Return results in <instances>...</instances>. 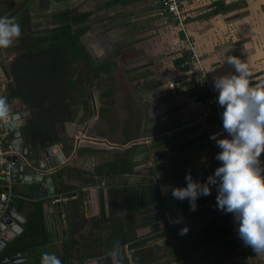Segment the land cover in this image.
I'll return each mask as SVG.
<instances>
[{
    "label": "crops",
    "instance_id": "obj_1",
    "mask_svg": "<svg viewBox=\"0 0 264 264\" xmlns=\"http://www.w3.org/2000/svg\"><path fill=\"white\" fill-rule=\"evenodd\" d=\"M39 1L30 0L23 5L30 8L28 12L32 11L34 14L41 16L44 22H39L41 25L39 23L35 24L41 29L51 25L48 23L49 16L63 8L66 2L72 4L71 7H74L77 13L86 14L85 22L90 28L106 27L108 24L117 25L120 34L125 37L126 41L121 37L122 42L118 43L121 44L122 49L118 44L119 48L117 47L115 52L118 53V58L128 65L126 74H132L129 75L132 76L128 78L129 83L139 79H147L146 76L148 75L149 79L152 80L141 84L139 92L153 90L154 94L158 93L159 103H156L155 107L161 105L163 109L159 112V108L154 111L151 107L150 112L153 111L152 113L156 117L158 115L159 118L162 117V121L159 120L160 124H165L164 121L171 124L170 126H162L163 128L157 131L159 133L151 137V141L178 131H184L185 136L191 139L207 135L211 130L219 127V123L207 111L205 100L199 101L190 94L193 84L189 81V77L197 69H195V65L183 68L177 64V59L181 55H188L184 35L173 22L160 14V0H55L49 8L45 9V11L51 12L47 16L44 14L45 11H40ZM180 1L181 8L186 16V32L194 44L198 61L207 76L212 80L213 76L234 72V68L225 61L228 56L232 55L247 64L250 71L249 82L251 86H264V0H243L245 7L242 9L247 10V13L237 17H233L237 11L219 15H213L211 11L214 8L213 3L217 1H223L227 4L239 0ZM20 11V13L17 12L18 14L14 15L15 20H18V15L19 17L22 16V8H20ZM30 19L31 17L28 14V20ZM29 23L34 25L32 21ZM129 23H132V26H130L131 29L129 27L127 30L126 27ZM98 44L103 46L102 41H99ZM11 45H15V43L13 42ZM98 48L100 47L93 48V52L98 53ZM1 51L4 57V54L7 53L4 52V48H0ZM86 53L91 59L90 54H88L90 51ZM66 54H69V51L64 53L65 56ZM58 57L59 54L56 55V59ZM12 58L13 55H10L8 61L5 62L3 61L4 58L0 56V97H5L7 102L11 100L10 109L15 108L16 105V108L22 111L21 107L26 108L25 105L27 104L19 98L8 100L9 93L6 90L7 84H13L12 75L14 73L19 76L22 74L19 71L20 69L12 64ZM105 64L109 65L108 63ZM65 70L64 73L68 74L67 66ZM106 72H109L108 68ZM138 82L140 83V81ZM170 82L175 84L174 91L166 89L167 84ZM65 88L66 85L62 89ZM47 89L45 88L41 95H39V92L35 100L30 98L31 103L36 108H44L50 104L48 103L50 100L49 93L52 90L51 102L58 103V107L54 109H59L61 104L72 103L73 100L68 98L63 102L60 96L57 95L56 87L51 88V91ZM165 91H167L166 94H164ZM27 92L31 94L30 90ZM153 101L156 102L157 100ZM78 109H80L79 115L82 116V108ZM22 112L24 113V111ZM75 114L73 120L76 118ZM25 115L26 113H24ZM52 115L51 121L59 124V128H63L65 125L66 135H70L67 126L72 127L74 126L73 123L62 122L60 120L61 114L54 113ZM88 126H91V124ZM89 128L82 127L78 129V133L69 141L63 139V133L58 132L60 135H58L57 142L48 144L49 141H45L42 143L41 148L57 144L63 156L61 164L50 169L52 173L49 177L54 189L53 195L40 193L45 176H43L40 183L28 184L22 182L11 185V191L23 197V199L14 200L11 207L23 219H21L24 224L23 232L27 240L21 243V250L26 251V258L30 259L28 264H40L41 253L45 251L53 252L60 259H63L64 247L68 245L70 237L74 241H80V239L86 241L88 238L91 239L93 234L99 233V229L95 224L100 215V208L102 207L100 204L102 203L104 206L107 217L110 202L107 188L104 186L107 179H103L99 183L94 182L97 179V174L94 171L97 166L104 167L108 165L117 150L123 151L136 145L140 149L143 148L144 151L134 157V160L138 162V165L134 167V171L143 170L151 166L145 156L148 153L150 154V151L157 150L155 152L159 153L162 150V148L151 149L148 147L149 145L142 146L144 144L141 143L127 145L131 142V139H127L119 146L110 145L112 147H109L110 141L108 139L93 138L88 135ZM212 144H206L205 140L202 143H196L192 149L185 153V156L198 170L216 165L218 160L212 157L214 144L216 143ZM29 145H34V142L29 143ZM204 157L205 159L202 161ZM41 159L45 164L46 161L42 155L39 160ZM261 160L264 162V152L261 153ZM148 163L149 165H147ZM33 167L35 169L37 166L33 165ZM131 184H134V182H129L126 186ZM134 185L136 187V182ZM114 186L124 187L122 185ZM35 193H37L36 197H34ZM117 202L114 201V203ZM211 202L202 207L208 210ZM77 247L74 242V250ZM80 255L83 256L82 251ZM27 259L26 261H28ZM70 261L75 264L78 260L74 255Z\"/></svg>",
    "mask_w": 264,
    "mask_h": 264
},
{
    "label": "trees",
    "instance_id": "obj_2",
    "mask_svg": "<svg viewBox=\"0 0 264 264\" xmlns=\"http://www.w3.org/2000/svg\"><path fill=\"white\" fill-rule=\"evenodd\" d=\"M54 2L55 0H40L39 4L47 9ZM9 4H13V0H9ZM71 5L66 2L63 8L52 13L48 18V23L51 25L43 29L35 24L31 25L28 20L29 8H22L23 15L15 20L21 26V36L17 39L16 46L21 51V55L13 62L22 74L19 76L14 73L12 75L13 84H7L8 99L19 98L23 103L32 107L34 104L31 103L27 91L33 90L36 86L35 93L40 92L39 95H41L50 84L56 85L54 87L58 91L57 95L64 102L67 98L71 100V93L79 90L77 84L83 83L85 87L78 93L80 100L71 104H61L59 107L61 110L56 111L61 114L62 122H72L74 114L80 107L83 112H87L89 105L87 91L92 87V81L100 74L106 73L108 68L105 63L94 62L85 52L80 38L89 30L85 22L86 14L77 13ZM213 5L214 8L211 11L213 15L237 11L233 16L237 17L247 13V10L242 9L245 7L243 0L227 4L217 1ZM16 13H10L9 17H13ZM68 51L74 62H81L80 72L75 76L73 73L67 75L64 73L66 66L63 55ZM57 54L59 57L56 59ZM186 59H189V54L181 55L177 59V64L180 65ZM64 85L66 88L62 89ZM190 94L199 101H204L207 97V93L198 85H193ZM54 113L55 110L50 113L48 111L46 117L31 115L25 127H28L27 130L34 135H41L48 115ZM204 140L206 144L213 145L207 141V135L189 139L184 131H178L151 141L149 148H162V150L159 153L155 152L153 165L146 169L134 171V167L138 165L134 157L144 151L136 145L123 151L117 150L108 165L97 166L94 169L97 174V179L94 180L96 183L102 182L103 179L128 175L141 177L142 181H145L136 187L135 182L123 188L112 184L106 185L110 202L109 213L106 217L104 206L101 203L100 215L95 224L99 233L93 234L91 239L88 238L86 241L84 239L74 241L70 237L68 245L64 247L62 264H74L70 261L74 255L78 260L75 264H83L85 261H95L96 264H192L203 260L214 249L223 248L224 251L237 249L241 245V240L237 233H233L234 224L231 227V222L222 227L215 223H208L190 229L183 235L179 234L181 227L199 217V214H195L196 209L215 201L214 186H212L214 192L197 198L195 211L189 210L187 199L183 201L175 199L176 208L181 213L182 223L168 224L164 215V197L159 188L161 184L172 187L186 186L184 177L189 172L194 180L204 181L219 165L218 161L216 165L198 170L185 156L193 145L202 143ZM57 141L58 137L54 135L48 144ZM214 147L212 157L215 158L219 148L216 144ZM114 201L118 202L114 203ZM145 227L150 228L147 234L139 237L134 234L136 229ZM74 242L78 246L75 250ZM157 242L172 246L168 252L155 255L151 248L161 249ZM81 251L83 256L80 255ZM164 258L166 260H163Z\"/></svg>",
    "mask_w": 264,
    "mask_h": 264
},
{
    "label": "clouds",
    "instance_id": "obj_3",
    "mask_svg": "<svg viewBox=\"0 0 264 264\" xmlns=\"http://www.w3.org/2000/svg\"><path fill=\"white\" fill-rule=\"evenodd\" d=\"M20 36L21 26L15 18L0 16V48L9 47ZM225 61L234 72L213 76L212 85L222 109V131L227 135L209 136L219 148L215 159L220 163L203 182L186 173V186L172 187L168 196L187 199L189 210L195 211L198 196L211 194L210 186H214L216 208L232 214L238 238L253 252L264 253V86L250 85L249 68L238 57L231 55ZM7 107L6 98L0 97V116ZM171 222L179 223V219ZM187 231L185 225L179 234ZM40 264H62V260L45 251Z\"/></svg>",
    "mask_w": 264,
    "mask_h": 264
},
{
    "label": "rangeland",
    "instance_id": "obj_4",
    "mask_svg": "<svg viewBox=\"0 0 264 264\" xmlns=\"http://www.w3.org/2000/svg\"><path fill=\"white\" fill-rule=\"evenodd\" d=\"M22 1L24 2V0H17V4ZM8 5L10 4L7 1L0 0V12H8ZM11 6V10H17L20 8L18 7L19 5L14 6V4H11ZM28 10H30V8ZM46 12L48 11H45L44 13L46 16L51 13ZM29 16L31 17L29 22L32 21L33 24L44 22L41 16L34 14V12L32 11L29 12ZM127 25L128 27H126V29L128 30L129 27L132 26V23H129ZM121 37L122 35L120 34L117 25L108 24V26L106 27H89L88 33L80 38V43L84 47L85 52L90 51V53L88 54H90L91 59L94 62L108 63L109 72L100 74L96 79L92 81V87L89 91H87L86 94V96L88 97L87 99L89 100L87 112H82L81 116L79 115L80 109L79 111H77V113L75 114V120L71 122L75 127L67 126L69 127L68 131L70 132V135H66L65 125L63 126V128L60 127L59 131H57L59 133H63V139L65 138L66 141L71 140L74 135L78 133V129L82 127H90L88 135H91V137L93 138L108 139V141H110V144H107L109 147H112L110 145L119 146L121 143L126 142L127 139H131V144L128 143L127 145L141 143L144 144L142 146H148L151 143V137L158 133L157 131L162 129V126L171 125L169 124V122L165 121V124H160L159 120H161L162 117L159 118V115L156 117L152 113L153 111L150 112L151 107H153L154 111H156L157 108H159V112L162 111L163 108L161 107V105H159V107H155L156 103H159V99H157L159 98V94H154L153 90L148 92H139L140 85L145 82L147 83L152 79H149V76L147 75V79L138 80L140 81V83L138 81H131V83H129L130 81L128 80V78L132 77L129 76L132 74H126L128 65H126V62L120 60L117 55L118 53L115 52L119 44L118 42H122L121 39L126 41L125 37ZM99 41H102L103 46H101V44H98ZM119 46L120 49H122L121 44H119ZM96 47H100L97 50L98 53L93 52V48L95 49ZM4 52L7 53L5 50ZM10 55L4 54L3 57L2 51L0 52V56L4 58L3 61L5 62L8 61ZM63 60L65 62V66H67L68 74L73 73L75 76L78 72H80L81 62H74L70 54H66V56L63 55ZM77 85L79 90L78 92H75L74 90V92L71 93V99L73 100L71 102L80 100V95L78 93L85 87L81 82ZM51 87L52 89L55 88L52 84H50L47 88L51 89ZM52 92H50L49 94L51 95ZM166 93L167 91L164 92V94ZM83 97H85V95ZM31 99L34 100V97L32 96ZM153 100L157 101L155 102ZM21 110L26 113V118H29V116H31L30 114H28V108L21 107ZM89 124H91V126H88ZM59 133L58 135H60ZM155 151L157 150L150 151V154L148 153L145 156L147 158L145 159L149 160L148 162L151 163V166L153 165L154 158L156 157L154 153ZM204 159L205 157L202 159V161H204ZM147 165H149V163ZM142 180L143 178L137 176H122L120 178L108 179L107 182L104 183V186L114 184L122 185L125 187L127 183L132 181L136 182V185L138 184L139 186L141 182L145 181ZM210 187L212 189L211 192H214L213 187ZM159 188L163 197L171 195V185L167 187L161 184ZM213 202L214 201L209 204V211L205 207L196 209L195 214H199V217L185 224L188 230L195 229L208 223H216L219 227H222L231 222L230 226H233L234 221L232 214L218 210L216 208V201L215 203ZM164 210V215L168 224L174 225L182 223L181 213L177 208H175V211L172 213L167 212L165 208ZM177 219H179V223L171 222ZM149 230L150 228L148 227L139 228L135 230L134 234L139 237L147 234ZM157 244L161 249H155L153 247L151 248L155 255H162L163 253L168 252V250L172 246L171 244L165 245L160 242H157ZM163 260H166V258H164ZM87 264H96V262L90 261ZM192 264H264V253L253 252L249 246H245L241 241V245L235 250L224 251L223 248L214 249L212 252L208 253L203 258V260L195 261Z\"/></svg>",
    "mask_w": 264,
    "mask_h": 264
},
{
    "label": "built area",
    "instance_id": "obj_5",
    "mask_svg": "<svg viewBox=\"0 0 264 264\" xmlns=\"http://www.w3.org/2000/svg\"><path fill=\"white\" fill-rule=\"evenodd\" d=\"M161 9L160 14L167 20L173 22L180 32L184 35V42L186 49L189 52V59L182 61L181 67H192L195 65L194 73H189V81L193 85H198L205 93L207 97L205 99V105L207 111L215 118L219 123V127L211 130L207 134V141L215 143L214 140L209 139L210 134L218 133L220 135H227L222 131V122L220 119L221 107L216 103L217 92L213 90L212 80L207 76L202 65L198 61L197 52L194 44L185 29L186 16L181 8L180 0H160ZM175 84L170 82L167 84L166 89L174 90ZM16 156V161L11 157ZM19 161H23L28 164L25 159L22 158L20 151L14 152L13 147L10 145L9 134L6 129H0V221L4 216H8L7 212L12 208V204L16 199H23V197L11 191L13 169L17 166ZM233 233H236V226L233 227Z\"/></svg>",
    "mask_w": 264,
    "mask_h": 264
},
{
    "label": "water",
    "instance_id": "obj_6",
    "mask_svg": "<svg viewBox=\"0 0 264 264\" xmlns=\"http://www.w3.org/2000/svg\"><path fill=\"white\" fill-rule=\"evenodd\" d=\"M25 127V121L20 114H8L0 116V129L4 128L9 134L10 145L13 147L14 152H19L26 163L19 161L17 166L13 169L12 182L13 183H40L43 176H45L44 183L41 184L42 191L41 194L46 193L54 194L53 186L51 185V180L49 175L52 173L50 169L61 164L63 161V156L60 153V148L57 144H53L50 147L39 148L34 147V145H29L24 142V136L22 133V128ZM46 161L43 164V160H39L40 156ZM12 160L16 161V156L11 157ZM33 165L37 166L33 169ZM47 176V177H46ZM45 189V190H44ZM47 189V192H46ZM37 193L34 194V197ZM165 209L167 212L172 213L175 211L176 203L175 198L172 196L165 197L163 200ZM8 216L2 218L3 224L0 225V232L5 230V227L11 223V220L16 222L10 230L5 232L4 238L9 242L12 237L17 236L21 232V226L23 224V219L14 211L9 210L7 212ZM5 225V226H4Z\"/></svg>",
    "mask_w": 264,
    "mask_h": 264
},
{
    "label": "flooded vegetation",
    "instance_id": "obj_7",
    "mask_svg": "<svg viewBox=\"0 0 264 264\" xmlns=\"http://www.w3.org/2000/svg\"><path fill=\"white\" fill-rule=\"evenodd\" d=\"M4 1H7L9 3V0H4ZM27 1H30V0H24V2L22 1L19 4H17V0H13V4H14V6L19 5L18 7L23 8L25 6L23 4H25ZM11 8H12L11 4L8 5V13L6 14V12H2V13H0L1 16L9 17V14L12 13V11L13 12L17 11L19 13L21 12L20 8L17 10H11ZM39 9H40V11H45L46 7L40 6ZM17 14L18 13H16L15 15H17ZM18 17H19V15H18ZM13 42L15 43V45H11L7 48H4V50L7 52L8 55H10V54L13 55V58L11 59L12 64H13L15 58H17L21 55V51L16 47L18 44L17 39H15ZM27 79H28V77H27ZM35 90H36V87H34V89L31 90V94L29 92H27L29 95V98H31V96H33L34 100L37 97V93H35ZM47 90L51 91V89H49V88ZM52 99H54V98H52ZM8 102H7L8 107H7L6 113L11 114V115L20 114L23 117L25 123H27V121L30 119L31 116H29V118H26L27 115L24 116V113L22 111H20L19 109H17V108L16 109L15 108L10 109V107L12 105L11 100L9 103ZM48 103H50V104L44 108H36V106L30 107L27 105H25V106L29 110L28 114L35 115L37 117H46L47 112L50 110H55V114H58L59 111H58V113H56V111L58 109L57 110L54 109V108L58 107V103L55 101L51 102V95H50V100L48 101ZM14 105H13V107H14ZM15 107H16V105H15ZM51 118H53V115L52 114L48 115L47 121L44 122V124H43L41 135L40 134L34 135L33 133L30 132V130H27L28 127L22 128V133L24 136V142H26L27 144L34 142V146L41 149L42 143H44L45 141H50V139L53 138L54 135L56 137H58L57 131H59V126H58L59 124H56V122H52ZM55 127H57V128H55ZM10 210H13V209L11 208ZM21 219H22V217H21ZM12 223L14 225L16 222H14V220H11V223L5 227V230L3 232H0V264H28L30 262V259L26 258L27 257V253H25L26 251L21 250V248H22L21 243H23L24 240L25 241L27 240V238L25 239V236H24L25 233L23 232L24 224H22V226H21V232L19 235L12 237V239L9 242H7L6 239L4 238L5 232L10 230V227H12ZM1 224H3L2 219L0 221V225ZM19 244H20V246H19ZM26 259L28 261H26ZM89 262L90 261H85V263H83V264H87Z\"/></svg>",
    "mask_w": 264,
    "mask_h": 264
}]
</instances>
